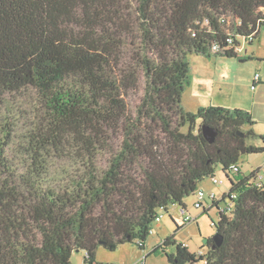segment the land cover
Returning <instances> with one entry per match:
<instances>
[{"label": "trees", "instance_id": "obj_1", "mask_svg": "<svg viewBox=\"0 0 264 264\" xmlns=\"http://www.w3.org/2000/svg\"><path fill=\"white\" fill-rule=\"evenodd\" d=\"M263 27L264 0H0V264L144 248L160 211L187 208L219 165L237 196L214 222L221 245L207 238L208 264H264V181L228 172L264 151L238 132L251 112L182 102L189 53L238 57ZM160 249L171 264L195 259L175 234Z\"/></svg>", "mask_w": 264, "mask_h": 264}, {"label": "rangeland", "instance_id": "obj_2", "mask_svg": "<svg viewBox=\"0 0 264 264\" xmlns=\"http://www.w3.org/2000/svg\"><path fill=\"white\" fill-rule=\"evenodd\" d=\"M244 47H250L247 41H244ZM245 51H241L244 54ZM218 57L215 55H203L199 53H189L188 60L191 65L190 70V82L186 86L182 94V102L187 110L196 112L199 105L198 103H204L201 105L210 106L211 97L214 98L213 103L217 102L219 99L218 95L215 93V88H217L215 80L216 77V62ZM246 62V61H242ZM202 69L206 70V73L202 76V80H199L198 76ZM194 83V84H193ZM206 86L202 90V95L195 94L192 90L197 88V86ZM193 84V85H192ZM227 89V88H226ZM198 100V101H196ZM203 100L204 102H200ZM211 106H216L213 104ZM223 107V106H222ZM4 106H0V114L3 115ZM188 126L184 127L183 130H187ZM250 129H255L260 134L252 135L246 138L248 144H263L264 130L263 127L257 125L244 124L239 128L242 132H248ZM263 133V134H261ZM241 167V176L250 173V169L253 166L261 165L262 168L259 172L264 176V151L254 152V153H242L239 161L237 162ZM229 172V171H228ZM231 176V173L229 172ZM239 175V174H232ZM218 179H223L224 183L215 185L212 182V176H207L198 183V188L193 194L185 197L184 202L187 209L177 204L176 206H171L170 210H161L160 214L162 216L158 217L152 223V229L147 239L145 240V247L141 248L139 245L140 239H136L132 242H126L120 244L116 250H109L103 246L98 247L96 252V260L98 262H118V263H133L138 260L145 259L146 264H171L165 254L161 249L157 252H152V250L162 244V242L170 235L175 234V239L178 242L186 243L191 251H197L200 248L207 249L208 245L204 243V240L212 237L216 233V227L214 222L218 221L220 216V211L217 206L210 208L208 213L204 212L203 207H196L195 202L197 200V190L203 189L207 194L215 191L218 196H221V191L227 189L230 185V180L227 175L222 170L219 165L216 167L214 174ZM209 199L204 200V205L209 206ZM233 208V207H232ZM191 214L195 219L185 223L184 216L186 214ZM177 225L180 228L177 229ZM165 250L167 252L175 251V246H166ZM86 251H74L71 255V262L73 264H88L85 262Z\"/></svg>", "mask_w": 264, "mask_h": 264}, {"label": "crops", "instance_id": "obj_3", "mask_svg": "<svg viewBox=\"0 0 264 264\" xmlns=\"http://www.w3.org/2000/svg\"><path fill=\"white\" fill-rule=\"evenodd\" d=\"M244 44L245 43H243L241 47V51H245L244 54H241L240 51L238 57H218L217 60H215L217 66V79L215 80L217 88H215V93L218 95L219 99L217 102L213 103L214 98L211 97V100H208V102H210L209 105L216 104V106H223L230 109L240 108L247 110L251 112L255 121L253 125H259L263 127L264 130V27L261 29L259 37L254 40V42L250 43L252 44L250 47H244ZM242 61L246 62L244 63ZM205 73L206 70L202 69L198 76L199 80H202V76ZM256 73H260L258 81L255 80ZM206 86H204L203 83V86H197L192 92L201 96V92ZM252 86H254V88H252ZM199 101L204 102L203 100ZM198 104V109L205 106L201 105L204 103ZM253 131L255 134H260L256 133L257 131L255 129H253ZM262 136L263 144L257 146H264V135ZM261 168V165L253 166L249 171L250 173L241 176L240 167V171L236 173L239 175L236 176L231 174V177L236 182L240 180V178L250 175L254 170L260 172ZM262 179L264 180V176ZM230 186L231 183L227 189L221 191V196L224 195L225 191L230 189ZM100 262L104 263V261L101 260Z\"/></svg>", "mask_w": 264, "mask_h": 264}, {"label": "built area", "instance_id": "obj_4", "mask_svg": "<svg viewBox=\"0 0 264 264\" xmlns=\"http://www.w3.org/2000/svg\"><path fill=\"white\" fill-rule=\"evenodd\" d=\"M251 40H253V34L250 35L249 38H247V39L245 38L242 41V44L244 41L249 42ZM228 42L230 45H233L234 44L233 38H229ZM242 44H241V46H237V49L239 52L241 51ZM259 78H260V73H256L255 74V80L258 81ZM252 88H254V86H252ZM228 171L231 174L238 173L240 171L239 164L238 163L231 164ZM262 177L263 176L259 175V173L257 174L256 181L258 182L259 185L264 181L262 179ZM212 182L215 185H217V184L224 183V180L218 179L217 177L212 176ZM225 195L228 197L223 198V196H218L215 191L207 194L203 189H199V190H197V200L195 202V205H196V207H199V208L203 207V208H208V209H210L213 206H217L220 213H229L233 207L232 198H236L237 194L233 191H230V189H229V190L224 192V196ZM207 199H209V202H210L208 207H206L204 205V200H207ZM215 203H218V205H215ZM176 205L177 204H173V206H176ZM185 209H187V208H185ZM162 210H165V209H162ZM161 216H162V214H160V217ZM183 219H184V222L187 223V222L194 220L195 218L189 213V214H186ZM209 250H210L209 247L207 249H204V248L198 249L197 251H195V259L187 261L184 264H208V262H209ZM100 264H122V263L104 262V263H100ZM129 264H146V261H145V259H142V260H138L136 262L129 263Z\"/></svg>", "mask_w": 264, "mask_h": 264}, {"label": "water", "instance_id": "obj_5", "mask_svg": "<svg viewBox=\"0 0 264 264\" xmlns=\"http://www.w3.org/2000/svg\"><path fill=\"white\" fill-rule=\"evenodd\" d=\"M201 130H202V133H203L204 137L206 138V140L209 141L210 143H212L216 139L217 135L219 134V131L216 128H214V127H212L206 123L201 124ZM238 132L242 136L245 135L241 130H239ZM213 239L215 241L214 246H219V245H221V243L223 241V236L219 233H216V234H214ZM207 240L208 239H205L204 243H206Z\"/></svg>", "mask_w": 264, "mask_h": 264}]
</instances>
